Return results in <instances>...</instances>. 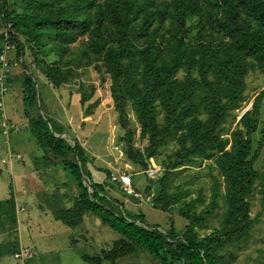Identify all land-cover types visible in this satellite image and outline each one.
<instances>
[{
    "label": "trees",
    "instance_id": "trees-1",
    "mask_svg": "<svg viewBox=\"0 0 264 264\" xmlns=\"http://www.w3.org/2000/svg\"><path fill=\"white\" fill-rule=\"evenodd\" d=\"M1 28L0 50L4 41L16 47L12 62L18 64L24 56L25 70L27 46L49 84H78L82 106L96 87L84 85L83 73L63 58L74 55L70 46L85 38L81 59L102 80L109 78L117 122L124 132V155L140 170L160 154V148L175 143L176 150L161 163L162 173L146 187L145 196L154 207L167 212L180 201L183 192L169 193V185L182 166L207 161L217 171V176L211 175L208 203L199 194L178 207L186 220L181 230L172 221L159 228L147 224L143 213L128 212L108 196L106 188L115 185L110 169L99 168L104 179L94 181L81 143L69 133L72 145L57 137L65 133L64 127L36 114L27 127L43 151L41 160L64 169L77 189L69 206L54 207L55 219L75 228L91 214L120 235L101 254H83L82 259L113 264L143 251L157 264H230L259 223V216H250L254 195L264 210V156L257 165L264 139L260 111L264 91L233 129L227 126L235 111L249 102L245 95L249 72L264 76V0H0ZM13 81L9 77L8 85ZM23 81L24 104L31 106L34 84L26 72ZM95 104L86 105L87 115ZM130 112L139 139L148 141L143 151L133 146ZM158 114L163 115L161 123ZM217 217L218 224L210 227ZM208 227L210 232L203 231ZM0 233H5L0 257L13 254L19 244L13 195L0 200Z\"/></svg>",
    "mask_w": 264,
    "mask_h": 264
},
{
    "label": "rangeland",
    "instance_id": "rangeland-1",
    "mask_svg": "<svg viewBox=\"0 0 264 264\" xmlns=\"http://www.w3.org/2000/svg\"><path fill=\"white\" fill-rule=\"evenodd\" d=\"M1 32H3V28L0 29ZM18 39L21 42L23 41L21 36ZM84 43L85 38H82L71 45L70 51H73L74 55H65L63 60L65 62L70 61L74 69L83 73L84 76L80 80L84 82V85L94 84L96 87L93 96L86 102L85 106L80 103L77 83L54 87L43 78L38 66L35 67L36 64L27 46H24L25 50L23 52L26 71L24 66H21V62L15 65L12 64L11 59L14 58V51L7 52V57L11 63L12 73L10 74H16V78L9 85L3 110L0 111L2 113L0 117V158L10 156L8 158L10 162L0 164V167L3 168L0 173V200L13 195L14 198L18 199V208L25 209V211L18 209L19 220H23L28 215L19 227V242L21 241L24 247L27 246L30 249L32 254L31 264H89L82 259L83 254L89 256L101 254V250L109 247L113 241L119 239L120 235L91 214L85 216L83 223L75 228H70L55 219L53 210L58 206H69L77 189L73 184L74 181L70 179L64 169L41 160L43 151L27 127V120H24L27 115L30 119L38 114V116L49 118L53 123L62 125L66 135L71 140L70 135L81 143L89 158V166L95 176H98L96 173L98 167H108L111 169L112 174H131L133 183L136 181L145 202L144 210L141 209L144 220L147 224L157 225L159 228H167L172 221L177 229L181 230L186 220L179 214L178 207L183 205V201L187 202L195 199L199 194L208 203L211 175H218L214 165L212 168L207 166L209 164L207 161L200 162L197 160L194 163H188L189 165H184L178 169L169 185V193L183 192L180 201L167 212L160 210L157 205L154 207L145 196L146 187L162 172L157 177L150 178L145 173L148 166L145 170H140L136 164L126 159L123 152L124 141L121 139L124 132L117 122V114L109 91V78L105 76V79L102 80L100 73L92 69L93 66H85V60L81 59L83 56H81L79 50ZM12 44L16 49L14 42ZM22 58L24 59V56ZM53 59L56 58L52 56ZM78 65L81 66L78 67ZM82 67L86 68L83 69ZM25 72L31 76L34 84V103L31 106L24 104L26 100H24V93L21 91ZM246 83L245 95L246 101L249 102L244 101V103H247L245 107L235 111L234 120L232 117L229 118L227 126L230 129L234 128L240 115L250 107L256 95L264 91V76L258 71H250ZM89 103L96 104L92 109V113L87 115L85 107ZM26 111H28L27 114ZM260 111L261 120L264 121V95ZM83 113H85V116H83ZM128 118L135 129L132 140L133 146L143 151L148 141L147 139H139V128L132 112L128 114ZM158 121L160 123L163 121L162 114H158ZM7 122L18 129L4 133L1 125ZM259 139L256 136L255 146H257ZM262 145L260 160L257 162L258 166L261 165L264 156V139ZM175 150V143H167L159 149L160 154L156 158L149 160V164L158 166L159 171H161L162 161ZM83 177L85 184H87L89 181L85 175ZM115 185L117 186H112L111 191L107 190L110 197L114 194H122L118 190L120 183L118 182ZM25 188H29L33 193L32 195L36 194L34 196L37 200L35 207L34 199L24 194ZM39 208L43 212L46 211V214H40L41 211L38 212L39 210H37ZM250 216H259V223L252 230L246 246L236 252V256L230 264H264V210L261 212L258 195H254L251 199ZM218 217L211 219L210 227L218 224ZM203 231L210 232L211 229L208 227ZM203 231H200V233L202 234ZM4 237L5 233H0V242ZM13 259L11 255L2 256L0 257V264H14ZM102 264L111 263L103 262ZM113 264H157V262L148 253L137 251L135 255L116 259Z\"/></svg>",
    "mask_w": 264,
    "mask_h": 264
},
{
    "label": "built area",
    "instance_id": "built-area-1",
    "mask_svg": "<svg viewBox=\"0 0 264 264\" xmlns=\"http://www.w3.org/2000/svg\"><path fill=\"white\" fill-rule=\"evenodd\" d=\"M5 32V38L7 39L8 33ZM14 49V45L12 42L4 41L3 47L0 50V111L3 110L4 105V99L6 96V93L8 91V84L7 80L11 73V63L7 57V52ZM15 65V63H13ZM2 116V113H0V117ZM1 128L3 129V132L6 133L8 131H16L18 128L15 126L10 125V122L4 123L1 125ZM3 133V134H4ZM10 156L7 158L5 157L1 162L8 163L10 162L8 160ZM0 162V164H1ZM162 171H159V167L155 165H148V169L145 170V173L150 178L157 177L158 174H160ZM112 182L120 183V191H122L127 196H131L133 198L141 199L142 195L140 192H138L134 185H133V177L129 173H122V174H112L111 177ZM13 258L15 261L19 262L20 264H31L30 258L32 256L31 251L29 248L20 246L17 251L13 253Z\"/></svg>",
    "mask_w": 264,
    "mask_h": 264
},
{
    "label": "crops",
    "instance_id": "crops-1",
    "mask_svg": "<svg viewBox=\"0 0 264 264\" xmlns=\"http://www.w3.org/2000/svg\"><path fill=\"white\" fill-rule=\"evenodd\" d=\"M15 59V51H14V58L13 59H11V60H14ZM34 68V67H33ZM11 80H13V79H15L16 78V74L14 75V74H11ZM27 114V113H26ZM27 118V119H26ZM26 118H24V120H27V123L29 122V118H28V115L26 116ZM28 125V124H27ZM4 158H0V161H2ZM1 164H6L5 162H1ZM87 168H88V170L91 172V174H92V178H93V180L94 181H96V182H102L103 181V179H104V175H103V173L101 172V171H99L98 169L99 168H101V167H98L97 168V171H96V173L98 174V176H95L94 175V173L92 172V170H91V168H90V166H89V163H88V166H87ZM103 168H108V167H103ZM109 169V168H108ZM3 171V168H2V166L0 167V173ZM32 171V170H31ZM110 171H111V169H110ZM112 172V171H111ZM103 175V176H102ZM133 185H134V187H135V189L138 191V192H140V190L138 189V186H137V184H136V181H134V183H133ZM113 186V185H112ZM112 186H110L109 188L107 187L106 189H109V191H111V187ZM114 186H117V185H114ZM116 188V187H115ZM118 190L120 191V189L118 188ZM109 191H107V194H109ZM122 194L121 195H118V194H114L111 198L112 199H114L117 203H119V204H121L122 205V207L126 210V211H128V212H131V213H136V212H141L142 213V211H141V209H143L144 210V199H143V196H142V198L141 199H137V198H133V197H131V196H127L126 194H124L122 191H120ZM24 194H26L28 197H32L34 200V207H35V203H36V199L34 198V196L36 195H32L33 193H32V191L29 189V188H25L24 189ZM142 195V194H141ZM109 196V195H108ZM9 197V196H8ZM7 197V198H8ZM17 197H18V194H17ZM6 199V198H5ZM15 199V203H16V217H17V236H18V242H19V227H20V225L24 222L23 220H26V218L28 217V215H26L25 217H24V219L23 220H19V218H18V216H19V214L17 213L18 212V209L19 210H24L25 211V209L24 208H22V207H19L18 208V206H19V204H18V199L17 198H14ZM142 207V208H141ZM37 210H39L38 212H40V214H42V213H44V214H46V211L45 212H43L40 208L39 209H37ZM36 211V210H35ZM33 214H34V212H33ZM24 216V215H23ZM20 245L21 246H24V244H22V242L20 241L19 242V244H18V248L20 247ZM27 247V246H26ZM18 250V249H17ZM16 250V251H17ZM13 254H11V257H12V259H13V256H12ZM6 256V255H5ZM32 257V256H31ZM31 259V258H30ZM14 260V259H13ZM14 262V264H20L19 262H17V261H13ZM30 263H31V261H30Z\"/></svg>",
    "mask_w": 264,
    "mask_h": 264
},
{
    "label": "water",
    "instance_id": "water-1",
    "mask_svg": "<svg viewBox=\"0 0 264 264\" xmlns=\"http://www.w3.org/2000/svg\"><path fill=\"white\" fill-rule=\"evenodd\" d=\"M251 105V104H250ZM246 110V109H245ZM244 110V111H245ZM83 116H85V113H83ZM57 137H63V138H66L67 139V135L66 133H62V134H56ZM68 141L70 142V144L72 145L73 144V140H71L69 137H68ZM84 183H85V180H84ZM89 188H90V182H87L86 184Z\"/></svg>",
    "mask_w": 264,
    "mask_h": 264
},
{
    "label": "clouds",
    "instance_id": "clouds-1",
    "mask_svg": "<svg viewBox=\"0 0 264 264\" xmlns=\"http://www.w3.org/2000/svg\"><path fill=\"white\" fill-rule=\"evenodd\" d=\"M13 51H14V49H13ZM21 59H22V57L19 58V62H21ZM13 63L17 64V62H12V64H13ZM11 73H12V72H11ZM10 76H11V74H10ZM10 76H9V77H10ZM7 84H8V83H7ZM8 89H9V85H8Z\"/></svg>",
    "mask_w": 264,
    "mask_h": 264
}]
</instances>
